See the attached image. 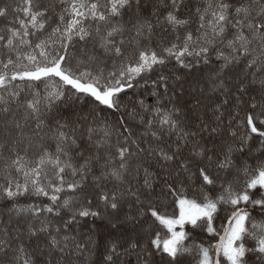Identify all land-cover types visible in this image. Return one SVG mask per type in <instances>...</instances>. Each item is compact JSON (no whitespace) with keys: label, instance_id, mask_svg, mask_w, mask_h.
I'll list each match as a JSON object with an SVG mask.
<instances>
[{"label":"snow or ice","instance_id":"obj_1","mask_svg":"<svg viewBox=\"0 0 264 264\" xmlns=\"http://www.w3.org/2000/svg\"><path fill=\"white\" fill-rule=\"evenodd\" d=\"M0 264H264V0H0Z\"/></svg>","mask_w":264,"mask_h":264}]
</instances>
